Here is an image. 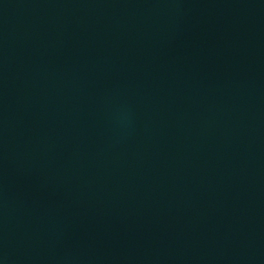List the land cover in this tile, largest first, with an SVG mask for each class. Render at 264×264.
Listing matches in <instances>:
<instances>
[{
	"label": "water",
	"instance_id": "obj_1",
	"mask_svg": "<svg viewBox=\"0 0 264 264\" xmlns=\"http://www.w3.org/2000/svg\"><path fill=\"white\" fill-rule=\"evenodd\" d=\"M0 264H264V0H0Z\"/></svg>",
	"mask_w": 264,
	"mask_h": 264
}]
</instances>
